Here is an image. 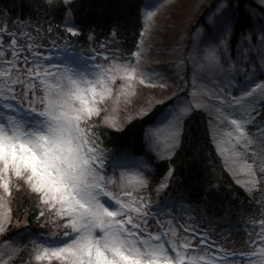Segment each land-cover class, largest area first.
<instances>
[{"label":"snow or ice","instance_id":"1","mask_svg":"<svg viewBox=\"0 0 264 264\" xmlns=\"http://www.w3.org/2000/svg\"><path fill=\"white\" fill-rule=\"evenodd\" d=\"M44 7L65 14L62 32L39 20L0 24V264H14L13 255L22 258L25 251L34 264H264V212L250 231L244 229L246 239L237 247L223 241L234 226L202 230L190 217L176 215L187 213L183 204L159 200L170 187L184 125L204 107V96L196 95L204 70L212 81L209 124L230 129L232 151L244 158L241 186L249 195L256 186L264 192V21L241 31L234 47L239 21L218 2L208 31L199 30L203 54H187L194 65L193 91L184 98L173 92L147 99L136 108V119L151 121L145 130L149 152L157 159L162 151L169 154L167 175L154 186L150 161L132 153L116 156L103 147L102 137L107 129L121 130L115 114L133 104L140 86L168 87L144 64L143 37L164 4L147 6L135 51L122 47L115 29L104 41L90 29L86 42L98 47L77 49L72 38L83 37L84 30L73 22L75 0H45ZM51 37L56 38L48 43ZM21 187L35 194L38 208L39 228L16 234L27 243L7 235L9 200Z\"/></svg>","mask_w":264,"mask_h":264},{"label":"trees","instance_id":"2","mask_svg":"<svg viewBox=\"0 0 264 264\" xmlns=\"http://www.w3.org/2000/svg\"><path fill=\"white\" fill-rule=\"evenodd\" d=\"M229 1L239 21L232 41L235 46L240 40V32L254 24L250 11L257 10L264 14V7L254 0ZM44 3L45 0H0V16L12 22L39 20L42 24L51 23L53 29L59 26L62 32L65 14L52 10L46 12ZM75 4L73 22L84 30L83 37L72 38L77 47L87 50L98 45L86 42L90 29L98 34V41H104L115 29L119 32L122 47L135 51L143 30L144 0H75ZM55 38H49L48 43ZM48 43L44 46L48 47ZM150 123L134 118L120 131L107 129L102 137L103 147L109 151L124 150L144 156V134ZM184 131L183 144L171 161L174 173L170 187L164 191L161 200L169 197V204L176 201L196 212H204L209 219L202 226L207 227V230L219 227L223 231L230 226H234L231 232L244 233L246 227L249 230L251 224L261 218L259 204L250 198L225 169L209 131L207 113L202 109L197 110L187 120ZM146 158L150 161L154 181L160 182L167 174L168 159L154 160L147 154ZM12 200V222L15 219L24 220V226L15 229L12 223V230L7 235H15L23 229L36 230L39 227L36 222L38 208L33 193L20 189L13 192Z\"/></svg>","mask_w":264,"mask_h":264},{"label":"rangeland","instance_id":"3","mask_svg":"<svg viewBox=\"0 0 264 264\" xmlns=\"http://www.w3.org/2000/svg\"><path fill=\"white\" fill-rule=\"evenodd\" d=\"M260 5L264 6V0H254ZM218 2L224 3L226 7L230 8L234 13V6L230 3L229 0H144L143 5V30L145 27V13L148 10V5H156L159 6L160 3L164 4V7L160 8L155 21L152 23V26L149 28L148 33L143 37L144 39V49L146 51V60L144 64L146 68L156 69L155 73H149L152 75L153 79L156 80H165L168 82L167 88H151L140 86L138 88L139 95L137 97H133V104L129 106L127 110L123 109L121 106V111L115 114V118L118 123L122 125L121 129L132 119L135 118L134 113L137 107H139L142 103H144L147 99H160L162 97H171L172 93H177L181 98H184L187 94L193 91V63L187 59V54L193 52L196 49L201 50V55L203 54L204 45L200 43L202 36L200 35L199 30H203V32L208 31V20L212 13L216 10V6ZM254 24L253 26H257L264 21V14H261L257 10L250 11ZM16 22H12L6 19V17L0 16V24L11 26ZM23 24V23H22ZM141 39V38H140ZM140 41V40H139ZM237 45V44H236ZM235 45V46H236ZM234 46V47H235ZM47 48L46 46H44ZM98 47V45L96 46ZM80 47H77L79 49ZM82 49V48H80ZM52 55H58L54 50L51 53ZM181 60L184 62L181 63ZM199 72L200 70L197 69ZM211 74L204 70L201 80L196 83V87L199 91H197V97L204 96V99L201 100V104L204 107L200 108L205 111L210 119L209 112L211 111L212 101L207 99L206 94H210L212 90V81ZM191 99V96H188ZM175 98H172L171 104H174ZM215 116V113H212ZM132 117L126 123L124 122L125 117ZM148 128V127H147ZM115 130V129H113ZM230 129L218 128L215 126V123L209 124V131L215 145V148L218 152L219 149H229L228 152H225L223 155H219L221 157L222 163L225 169L230 173L232 179L236 182L237 179L241 181L242 185L245 181L246 177L243 175L242 167L244 165V158L242 156H236L232 151V142H230V138L227 136V131ZM167 136V132L162 134L161 136V147L163 149L165 141V137ZM144 142H145V134H144ZM255 147V146H254ZM126 153V152H123ZM143 153L152 156L154 160L157 159V153L149 152L148 146L145 142L143 147ZM146 154L143 156H137L139 159L148 162L146 158ZM167 151H162L160 153L161 158H166L168 156ZM119 156V155H116ZM235 161V163H233ZM227 162V164H225ZM248 163H251L249 160ZM149 168L151 166L149 164ZM236 173H239L238 175ZM167 175V174H166ZM165 175V176H166ZM164 176V177H165ZM163 177V178H164ZM162 178V179H163ZM153 185H158L159 182H155L153 176L150 177ZM161 179V180H162ZM160 180V181H161ZM242 187V186H241ZM246 193L249 195L248 189L242 187ZM22 191L30 192L26 187L20 188ZM165 191V190H164ZM164 191L160 193L159 200L162 198V194ZM15 192V190L13 191ZM35 196V194H33ZM153 200L156 201L158 198L156 196L155 190L153 189L151 193ZM164 197V196H163ZM36 198V196H35ZM250 198L256 201L259 206L258 209L260 213L264 212V209H261V202H264V192L260 190L259 186H256L253 189L252 195ZM13 194L9 200L8 206L11 208L13 204ZM169 203V201H168ZM187 208V207H185ZM187 213H181L179 210L176 212L177 216L184 215L186 218L190 217L195 220L201 227L202 230H207V227H204L205 221L208 223L207 215L204 212H196L193 208H187ZM206 216V217H205ZM17 221H19V226H24V220L15 219L12 223L17 229ZM213 220H210L212 222ZM258 221H255L251 225L258 224ZM183 222V221H181ZM39 228V227H38ZM37 228V229H38ZM36 229V230H37ZM217 233L221 231L222 228H215ZM12 230V228H10ZM27 230L32 229H23L19 233H24ZM35 229L32 231L35 232ZM251 230V227L249 231ZM46 231V230H45ZM13 237L14 239H23L24 243H27V237H19L15 235H8ZM3 239V237H0ZM246 239L244 233L241 232H231L230 235L223 238V241L226 243L235 242L237 247L240 246V241ZM13 247L19 249L20 245H13ZM4 250V245L0 244V251ZM21 259L24 264H34V262L29 260V252L25 251L23 257L21 258L19 253H15L13 255L14 264H21Z\"/></svg>","mask_w":264,"mask_h":264}]
</instances>
